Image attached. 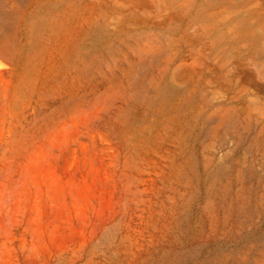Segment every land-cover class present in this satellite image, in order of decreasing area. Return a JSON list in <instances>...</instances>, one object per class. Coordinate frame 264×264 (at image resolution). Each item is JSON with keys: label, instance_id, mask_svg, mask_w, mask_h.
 Instances as JSON below:
<instances>
[{"label": "rangeland", "instance_id": "obj_1", "mask_svg": "<svg viewBox=\"0 0 264 264\" xmlns=\"http://www.w3.org/2000/svg\"><path fill=\"white\" fill-rule=\"evenodd\" d=\"M0 264H264V0H0Z\"/></svg>", "mask_w": 264, "mask_h": 264}, {"label": "bare ground", "instance_id": "obj_2", "mask_svg": "<svg viewBox=\"0 0 264 264\" xmlns=\"http://www.w3.org/2000/svg\"><path fill=\"white\" fill-rule=\"evenodd\" d=\"M223 171V170H222Z\"/></svg>", "mask_w": 264, "mask_h": 264}]
</instances>
